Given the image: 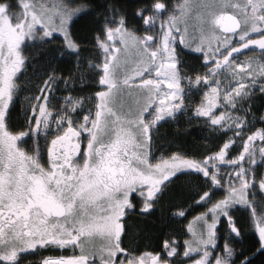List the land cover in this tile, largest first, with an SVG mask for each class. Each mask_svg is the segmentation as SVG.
I'll list each match as a JSON object with an SVG mask.
<instances>
[{
  "label": "snow or ice",
  "instance_id": "6c2138e0",
  "mask_svg": "<svg viewBox=\"0 0 264 264\" xmlns=\"http://www.w3.org/2000/svg\"><path fill=\"white\" fill-rule=\"evenodd\" d=\"M183 261L264 264V0H0V264Z\"/></svg>",
  "mask_w": 264,
  "mask_h": 264
},
{
  "label": "trees",
  "instance_id": "16d2710c",
  "mask_svg": "<svg viewBox=\"0 0 264 264\" xmlns=\"http://www.w3.org/2000/svg\"><path fill=\"white\" fill-rule=\"evenodd\" d=\"M79 2V0H77ZM195 122H193L194 124ZM257 126H260L257 124ZM183 127V124H181ZM174 125L163 124L161 126V132L164 134V139L170 137L173 133L172 130ZM181 139H186L190 147L195 146L192 141L195 140L197 144L202 143L200 139V130L197 128L191 129L187 134H183ZM159 155V153H157ZM175 209H164L158 207L157 211L150 214L148 217L142 218L140 222L132 223L128 234V240L132 242L134 247H150V248H161V242L163 239L170 238L166 236L165 233H173L178 239L184 237L186 229V224L188 221L193 218L196 212L203 211V208H196L194 210L188 211L185 218H170L166 213L172 212ZM183 234V236H181ZM255 239L254 232L249 230L246 226L245 228V237H244V246L247 247L251 240ZM223 241L221 240V244ZM182 249V243H181ZM182 251V250H181ZM219 251V249H217ZM183 252V251H182ZM260 259L259 254L256 256V261Z\"/></svg>",
  "mask_w": 264,
  "mask_h": 264
},
{
  "label": "flooded vegetation",
  "instance_id": "af4514ba",
  "mask_svg": "<svg viewBox=\"0 0 264 264\" xmlns=\"http://www.w3.org/2000/svg\"><path fill=\"white\" fill-rule=\"evenodd\" d=\"M138 208H139V205L137 206ZM158 207L159 206H157L156 208H155V210L154 211H151V213L150 214H152V213H154V212H156L157 211V209H158ZM149 214V215H150ZM149 215H144V216H142V215H140V214H138V212H129L128 213V217H127V220H126V225H127V236L125 237V239H126V242L127 241H129L128 240V234H129V231H130V228L132 227V223H134V222H140V220H142V218H144V217H148ZM192 219V218H191ZM190 219V220H191ZM189 220V221H190ZM188 221V222H189ZM164 240V239H163ZM138 248V247H137ZM139 249V252H145V251H153V252H157V251H160V247L159 248H150V247H145V246H143V247H140V248H138ZM47 254H50V255H69V254H71V249H69L67 252H60V251H55V252H52V253H47ZM137 254H139V253H137ZM26 259L27 260H31V259H33V257H26Z\"/></svg>",
  "mask_w": 264,
  "mask_h": 264
},
{
  "label": "rangeland",
  "instance_id": "374dc122",
  "mask_svg": "<svg viewBox=\"0 0 264 264\" xmlns=\"http://www.w3.org/2000/svg\"><path fill=\"white\" fill-rule=\"evenodd\" d=\"M21 79L23 80L24 79V77H21ZM25 93H21V96H23ZM198 99H199V97H197V102H198ZM218 114V113H217ZM174 211H177V209H175ZM199 212L197 211L196 212V214H195V216L198 214ZM236 215H238V216H241V217H247V215H248V213L247 212H244V211H238L237 213H236ZM193 219V218H192ZM191 219V220H192ZM187 226H188V223L186 224V229H185V232L183 233V234H185L184 235V237H182L181 239H178V237H176L179 241H180V243H182V245H183V241L185 240V239H188L189 238V233L187 232ZM183 234L181 235V236H183ZM171 238V237H170ZM170 238H166V239H170ZM165 240V239H164ZM164 240H162V242H161V247L163 246V241ZM183 251V247H182V249L180 248V252H181V254H182V251ZM193 258H195V257H193ZM182 264H187V261H183L182 262Z\"/></svg>",
  "mask_w": 264,
  "mask_h": 264
}]
</instances>
